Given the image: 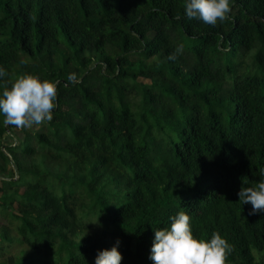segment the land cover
Wrapping results in <instances>:
<instances>
[{"label":"trees","instance_id":"1","mask_svg":"<svg viewBox=\"0 0 264 264\" xmlns=\"http://www.w3.org/2000/svg\"><path fill=\"white\" fill-rule=\"evenodd\" d=\"M183 7L0 0V84L57 89L50 121L0 116V264H93L117 239L120 264H152V229L180 210L231 245L225 264H264V212L236 195L264 167V0L215 26Z\"/></svg>","mask_w":264,"mask_h":264},{"label":"clouds","instance_id":"2","mask_svg":"<svg viewBox=\"0 0 264 264\" xmlns=\"http://www.w3.org/2000/svg\"><path fill=\"white\" fill-rule=\"evenodd\" d=\"M229 13L230 0H184L183 14L189 20L215 26ZM181 53L182 45H177L168 59L174 60ZM4 76L5 70L0 67V78ZM56 96V82L21 74L10 83L0 84V116L5 124L16 128L38 126L52 119ZM258 174L259 181H241L236 193L240 206L251 205L249 215L264 212V167ZM168 221L166 227L152 229L148 256L152 264H225L232 247L219 233L213 232L207 239L195 237L190 217L183 210L170 215ZM119 243L117 239L109 248L97 250L93 264H120Z\"/></svg>","mask_w":264,"mask_h":264},{"label":"rangeland","instance_id":"3","mask_svg":"<svg viewBox=\"0 0 264 264\" xmlns=\"http://www.w3.org/2000/svg\"><path fill=\"white\" fill-rule=\"evenodd\" d=\"M138 80L141 81V82H144V83L148 82V80L142 79V78H139Z\"/></svg>","mask_w":264,"mask_h":264}]
</instances>
